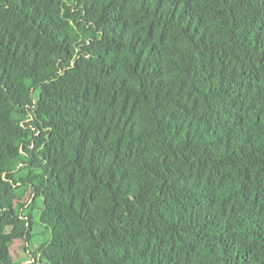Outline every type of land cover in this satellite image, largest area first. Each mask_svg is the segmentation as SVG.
Segmentation results:
<instances>
[{
    "label": "trees",
    "instance_id": "1",
    "mask_svg": "<svg viewBox=\"0 0 264 264\" xmlns=\"http://www.w3.org/2000/svg\"><path fill=\"white\" fill-rule=\"evenodd\" d=\"M37 224L48 264H264V0H0V264Z\"/></svg>",
    "mask_w": 264,
    "mask_h": 264
},
{
    "label": "rangeland",
    "instance_id": "2",
    "mask_svg": "<svg viewBox=\"0 0 264 264\" xmlns=\"http://www.w3.org/2000/svg\"><path fill=\"white\" fill-rule=\"evenodd\" d=\"M19 192L21 194L19 200L21 211L23 213L32 211L34 220L37 222L40 202L32 208L33 195L30 187H20ZM50 236V230L37 224L32 230L31 241L29 243L23 240H15L11 249L13 264H48L40 249L50 239Z\"/></svg>",
    "mask_w": 264,
    "mask_h": 264
}]
</instances>
